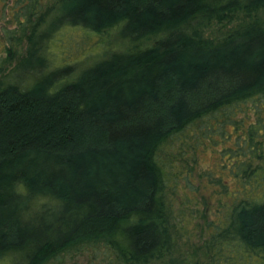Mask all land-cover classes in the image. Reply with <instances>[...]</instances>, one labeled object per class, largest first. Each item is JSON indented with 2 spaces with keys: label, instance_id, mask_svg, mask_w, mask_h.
Instances as JSON below:
<instances>
[{
  "label": "trees",
  "instance_id": "1",
  "mask_svg": "<svg viewBox=\"0 0 264 264\" xmlns=\"http://www.w3.org/2000/svg\"><path fill=\"white\" fill-rule=\"evenodd\" d=\"M22 9L8 41L27 45L0 58V262L215 264L230 245L244 255L238 264H264V0H27ZM59 28L95 34L101 57L51 67L44 46ZM213 124L240 140L222 171L236 185L198 175L229 206L206 235L203 226L184 239L172 195L178 183L198 195L210 226L207 194L191 179L196 160L184 154Z\"/></svg>",
  "mask_w": 264,
  "mask_h": 264
},
{
  "label": "rangeland",
  "instance_id": "2",
  "mask_svg": "<svg viewBox=\"0 0 264 264\" xmlns=\"http://www.w3.org/2000/svg\"><path fill=\"white\" fill-rule=\"evenodd\" d=\"M41 4L52 3L54 0H38ZM27 0H0V58L3 59L6 56V48L16 47L20 51H22L26 44V41L23 37L22 42H19L16 46L8 41V33H12L17 35L19 32L18 29V20L23 19V9L22 5H24ZM46 3V4H45ZM43 28V25L42 27ZM117 28L111 29V34L116 32ZM67 30V31H66ZM118 33L113 35L109 40L115 41L113 39H117ZM101 44L100 38H98L93 33H87L80 28L76 29H68V28H59L56 32V35L50 39L47 43V48L44 46L46 50V55L50 59L51 67H57L63 63L70 62L73 65L84 66L85 64L90 63L91 61L98 59L101 57V49L98 51L96 49L97 46ZM124 47V46H123ZM117 48V46L115 47ZM121 48V46H119ZM106 50V49H105ZM103 50L102 52H104ZM16 59H12L7 64V69L13 66ZM74 62V63H73ZM3 67L5 66L2 63ZM236 118H240V115H237ZM249 121L253 122L254 117L251 115ZM227 129L230 130V127L227 126ZM219 128L217 125L213 124L206 130V134L211 135V138L197 136L196 140L190 139V144L193 146L192 149H188L184 154V158L188 159L189 163L195 159V163H192L193 168V176L192 181L195 185L199 183V190L203 194H207L208 198V210L206 213L207 222H210V226L212 223L218 222L222 215H224L225 211L222 208V211L218 208L221 204H225L229 206V196L222 191L221 187H216L211 183L210 185L207 183L206 178L199 177V174L206 175L209 173L212 177L221 174L222 180H224L225 185H228L229 188L234 189L235 182L231 180V176L229 174L222 173V171L226 172V154L229 152L230 148L235 149L237 144L240 143V140H235V134L231 136H227L228 130L223 133V137L218 136ZM217 133V134H216ZM237 135V134H236ZM242 135V134H241ZM240 135V136H241ZM198 146L199 149H198ZM227 147V148H226ZM176 145L172 148V151L176 149ZM238 148L241 149L239 146ZM180 149V148H179ZM221 149V152L219 150ZM225 149H227L225 151ZM223 152V153H222ZM221 153V155H220ZM225 160V161H223ZM173 171L179 173V169L181 168V164L178 162L173 165ZM213 170V172H212ZM212 172V173H210ZM184 184L178 183V188L176 190V194L172 195L173 205L175 207V214L177 215L178 222L183 225L182 230L184 231V239L186 235L189 237V240H196L197 235L199 233V229L203 226L205 228L204 235L212 230V227H205V221L201 218L200 211L203 208L198 200V195H194L192 192L182 189ZM207 185V186H205ZM200 195V194H199ZM181 197H187L188 199L184 202L189 204V206H183L181 204ZM195 201H198L195 205ZM199 206V208H198ZM226 210V209H225ZM231 256V258H230ZM244 255L234 248L230 247V245H224L222 253H218L216 255L215 264H238L240 260H242ZM230 258V260H228ZM251 262L255 264H259L258 261L255 260L254 257H249ZM89 258L85 255H67L63 256L60 260L52 261L50 264H89ZM0 264H2L0 262Z\"/></svg>",
  "mask_w": 264,
  "mask_h": 264
}]
</instances>
